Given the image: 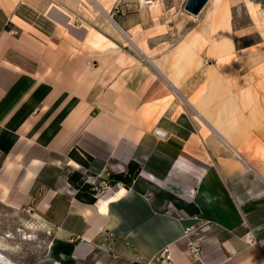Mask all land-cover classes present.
Returning <instances> with one entry per match:
<instances>
[{
	"label": "crops",
	"instance_id": "0c3cea01",
	"mask_svg": "<svg viewBox=\"0 0 264 264\" xmlns=\"http://www.w3.org/2000/svg\"><path fill=\"white\" fill-rule=\"evenodd\" d=\"M94 1L0 0V205L42 237L31 262L8 256L131 264L168 247L174 264H264V53L239 48L233 3L212 0L163 49ZM132 161L131 187L109 185ZM75 170L108 186L96 203Z\"/></svg>",
	"mask_w": 264,
	"mask_h": 264
},
{
	"label": "rangeland",
	"instance_id": "374dc122",
	"mask_svg": "<svg viewBox=\"0 0 264 264\" xmlns=\"http://www.w3.org/2000/svg\"><path fill=\"white\" fill-rule=\"evenodd\" d=\"M89 8H98L97 2L87 0ZM113 4L110 13L116 11L119 5L124 11L123 14L130 15L133 21H144L149 28L160 34L162 48L170 47L177 38L186 33L195 23L201 13H203L212 0L198 14H192L186 9L188 0H99V2ZM233 3V22L234 28L239 38V48H253L264 53V0H229ZM132 4L131 9L125 5ZM118 14H115V16ZM125 15V16H126ZM137 52V48L134 47ZM108 186L99 187V193ZM36 227L26 216H21L16 212L9 211L4 205H0V246L8 250L3 252L13 264H18L8 256L10 251L18 261L29 263L39 255L32 248L42 243V237L33 235ZM33 246V247H32ZM32 247V248H31Z\"/></svg>",
	"mask_w": 264,
	"mask_h": 264
},
{
	"label": "trees",
	"instance_id": "16d2710c",
	"mask_svg": "<svg viewBox=\"0 0 264 264\" xmlns=\"http://www.w3.org/2000/svg\"><path fill=\"white\" fill-rule=\"evenodd\" d=\"M70 156L77 160L81 165L87 169L90 166V162L93 160V157L85 152L81 154L77 149H73L70 152ZM141 171V166L137 162H130L129 169L125 172H118L110 174L107 182L109 185H116L122 183L126 187H131L135 178ZM94 174L87 170L85 173L80 171H73L69 173L68 179L69 182L76 189V197L86 203L94 204L98 200L99 194V185L92 184L89 182V178Z\"/></svg>",
	"mask_w": 264,
	"mask_h": 264
},
{
	"label": "built area",
	"instance_id": "2783aa9c",
	"mask_svg": "<svg viewBox=\"0 0 264 264\" xmlns=\"http://www.w3.org/2000/svg\"><path fill=\"white\" fill-rule=\"evenodd\" d=\"M131 6H132L131 3L125 5L127 9H131L130 8ZM123 11L124 10L119 5H117L116 11L112 14L111 13L109 14L111 18L114 19L115 14L119 15L123 13ZM189 252L195 255H199L201 253V247L197 243L191 242L189 245ZM131 264H174V258L171 250L168 247H166L163 250H161L154 258L150 260H136Z\"/></svg>",
	"mask_w": 264,
	"mask_h": 264
},
{
	"label": "water",
	"instance_id": "95a60500",
	"mask_svg": "<svg viewBox=\"0 0 264 264\" xmlns=\"http://www.w3.org/2000/svg\"><path fill=\"white\" fill-rule=\"evenodd\" d=\"M210 0H188L186 9L192 14L198 15Z\"/></svg>",
	"mask_w": 264,
	"mask_h": 264
},
{
	"label": "bare ground",
	"instance_id": "6f19581e",
	"mask_svg": "<svg viewBox=\"0 0 264 264\" xmlns=\"http://www.w3.org/2000/svg\"><path fill=\"white\" fill-rule=\"evenodd\" d=\"M101 10L103 9L101 8ZM112 22L116 27L119 28L114 19H112ZM0 264H13V262L3 252L0 251Z\"/></svg>",
	"mask_w": 264,
	"mask_h": 264
}]
</instances>
